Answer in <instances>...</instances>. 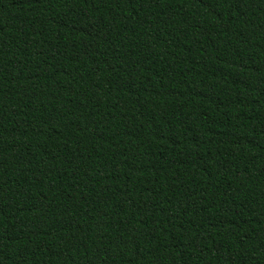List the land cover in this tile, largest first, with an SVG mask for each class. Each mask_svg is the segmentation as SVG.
I'll use <instances>...</instances> for the list:
<instances>
[{
	"label": "trees",
	"instance_id": "1",
	"mask_svg": "<svg viewBox=\"0 0 264 264\" xmlns=\"http://www.w3.org/2000/svg\"><path fill=\"white\" fill-rule=\"evenodd\" d=\"M0 264H264V0H0Z\"/></svg>",
	"mask_w": 264,
	"mask_h": 264
}]
</instances>
